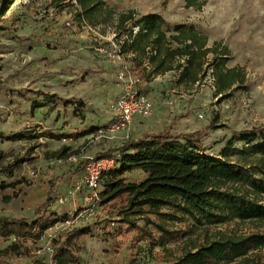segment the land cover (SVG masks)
Wrapping results in <instances>:
<instances>
[{
	"label": "rangeland",
	"instance_id": "obj_1",
	"mask_svg": "<svg viewBox=\"0 0 264 264\" xmlns=\"http://www.w3.org/2000/svg\"><path fill=\"white\" fill-rule=\"evenodd\" d=\"M56 1L0 0V216L25 217L29 210L45 202L53 182L51 209L69 215L73 229L92 230L81 242L84 251L79 264H121L123 259L117 261L114 256L115 238L110 234L125 218L126 204L120 201L90 208L84 203V193H75V178L81 164L89 158L108 152L117 154L127 141L161 132L172 122L157 121L152 116L136 120L130 134L100 133L111 113L92 112L95 107L89 103L97 100L94 95L97 85L90 82L92 86H84L76 80L90 81L92 76L87 71L95 72L97 66L118 75L117 66L100 52L112 48L113 25L109 22L94 27L79 23L75 1L64 4ZM103 1L119 14L134 12L136 18L157 14L165 20L163 29L168 35L176 26L183 25L207 36L210 47L220 44L222 50L229 51L226 68L243 70L245 81L224 96L216 95L212 66H204L200 82L188 88L177 84L178 72L165 78L169 88L179 91L173 92L174 100L184 96L181 109L189 108L186 118L180 120L173 132L203 131V154L216 159H222L221 153L232 140L234 152L229 163L235 168L251 166L257 172L256 177L264 181L263 161L253 156L249 145L241 140V134L264 128V0H200L205 2L201 10L188 9L183 0ZM121 31L125 33V29ZM41 36L45 38L40 40ZM209 58L212 60V56ZM87 106L90 108L83 111ZM21 134L27 137L10 140ZM127 179L137 182L138 175L129 174ZM61 198H68V202L61 205ZM131 220L145 225L144 219ZM174 226L173 230L186 233L184 239L170 243L165 250L152 249L151 242L142 241L133 246L125 262L176 264L186 248L193 242H205L207 235L249 236L264 229L262 223L239 221L196 229L187 219ZM61 230L49 232L42 243L21 239L19 252L8 255V261L25 264L34 258L48 260V247L54 248L51 239ZM133 237L126 245H133ZM13 241L14 238L0 237V251ZM26 249L30 255H26ZM248 259L251 264H264V249Z\"/></svg>",
	"mask_w": 264,
	"mask_h": 264
},
{
	"label": "trees",
	"instance_id": "obj_2",
	"mask_svg": "<svg viewBox=\"0 0 264 264\" xmlns=\"http://www.w3.org/2000/svg\"><path fill=\"white\" fill-rule=\"evenodd\" d=\"M71 1L79 8V23L94 27L109 22L113 25L114 40L120 43L124 53L133 55L132 71L142 82L175 71L179 73V85L195 86L204 75V66H212L217 96H224L245 81L243 70L226 68L229 51L222 50L220 44L208 47V37L194 29L179 25L168 35L163 29V17L147 14L136 18L134 12L119 14L103 0H58L56 3ZM183 1L188 9L201 10L205 5L200 0ZM122 29H125L123 34ZM135 29H139L137 34H134ZM44 38L41 36L40 40ZM139 58L147 61L149 69L142 68ZM180 119L181 116L175 117L161 132L127 141L117 154L108 152L96 157L114 156L119 162L114 171L104 176L100 193L102 206L121 201L127 207L125 218L110 234L115 238L112 242L115 254L120 253L132 235V248L147 241L151 242L152 249L165 250L170 243L186 237V233L173 230L174 225L186 219L192 221L196 229L236 221L264 225V181L256 177V170L251 166L235 168L229 163L234 152L232 140L221 153L222 159L204 155L201 138L205 133H174ZM26 137L21 134L10 140ZM241 140L264 165V128L241 134ZM87 162L81 164L83 168ZM134 171L142 172L143 179L130 182L126 175ZM53 191L52 182L45 202L29 210L23 218L0 216V237L14 238L8 248L0 251V264H14L7 257L19 252L21 239L36 244L46 231L69 219V215L51 209ZM131 218L144 219L145 225H137ZM91 233L89 227L59 233L51 241L54 248L48 260L34 258L25 264H79L84 251L81 242ZM214 238L207 235L205 242H193L176 264H235L237 261L251 264L248 257L264 249V229L249 236L218 233ZM25 251L30 255L29 249Z\"/></svg>",
	"mask_w": 264,
	"mask_h": 264
},
{
	"label": "built area",
	"instance_id": "obj_3",
	"mask_svg": "<svg viewBox=\"0 0 264 264\" xmlns=\"http://www.w3.org/2000/svg\"><path fill=\"white\" fill-rule=\"evenodd\" d=\"M69 25V24H68ZM139 29H135L137 34ZM115 39V35H113ZM112 43L110 50H100L101 53L111 61L119 69L117 78L123 84L122 95L110 104V108L115 115L114 120L109 123L105 130L108 135L119 133L130 134L135 120L149 119L154 115L155 105L152 100L141 91V79L132 71V63L130 59L132 54H126L122 51L120 43ZM119 165L117 157H99L89 158L84 165L82 176L75 182V193H84V203L90 208H96L100 203V193L103 190L102 180L106 174L114 171ZM74 196V193H70ZM68 202V198H61V205ZM74 222L71 218L63 223L58 224L54 228L49 229L40 238L42 243L47 238V234L56 229L61 231H70L73 229ZM62 233V232H61ZM53 239H51L52 241ZM49 256L53 252V248L48 247Z\"/></svg>",
	"mask_w": 264,
	"mask_h": 264
},
{
	"label": "crops",
	"instance_id": "obj_4",
	"mask_svg": "<svg viewBox=\"0 0 264 264\" xmlns=\"http://www.w3.org/2000/svg\"><path fill=\"white\" fill-rule=\"evenodd\" d=\"M112 34L114 35V32H112ZM209 45V43H208ZM210 47V45L208 46ZM142 62V68H148V64L147 61L144 59L142 60L141 58H139V62ZM100 69V70H99ZM175 71L166 73L165 75L162 76H157V77H153L151 79H149L148 81H143L140 89L142 92H144L154 103L155 105V112L153 115V118L156 119L157 121H163L165 123H171L173 121V119L175 117L181 116V121L184 120L186 118L188 109H181V106H183L185 104L184 102V96H180L175 97L177 100H174V97H172L173 92L178 93L179 91L177 90H172V88H169L168 84H166L165 78L169 75V74H173ZM87 73H89L90 76H92V78L90 79V81H86L85 80H76L77 82L79 81L81 85L84 86H88L91 85L92 83L93 85H97V90H95L94 95L97 98V100H101L103 102H105L106 104L101 105V101H97L95 100V103H89L90 105H94V109L92 110V112H101V111H106L109 110L111 113V118L110 120L107 122L108 124L111 123L114 118L115 115L112 112L111 108H110V104L115 101L118 97H120L122 94V87L123 84L118 80L116 73H112L110 71L107 70V68H103V66H97V70L94 71H87ZM71 79V77H70ZM92 82V83H90ZM68 83H73V81L68 82ZM178 84V83H177ZM179 85V84H178ZM182 85L185 86L184 83L180 84L179 86L181 87ZM188 88V87H186ZM188 92V89H186ZM111 97H114V100H111ZM100 103V104H99ZM179 104H181L179 106ZM177 105V106H176ZM187 107L189 106V102L186 104ZM39 108V107H38ZM90 107L87 106L86 108H83V111H86L87 109H89ZM35 111V105L32 106V116L33 117V112ZM185 117V118H184ZM140 120H145V119H137V122ZM180 120L177 122V124L180 122ZM171 121V122H170ZM136 122V120H135ZM108 124H106L105 126H107ZM176 124V125H177ZM170 125V124H169ZM177 127V126H176ZM176 127H174V129H176ZM112 155H114L112 153ZM133 173H137L138 175V179L137 181H140L143 179V174L140 171H134L132 173L129 174H133ZM83 174V167L80 171V173H78L77 177L75 178L76 180H78ZM127 174V175H129ZM126 175V177H127ZM132 245V244H131ZM131 245H126L120 253L115 254L114 256L117 258V261H119L120 257L123 259L121 264H129L128 262L126 263L125 261H127V254L132 253L133 249ZM168 248V246H167ZM166 248V249H167ZM155 250L157 249H162L160 247H155ZM153 252V251H152Z\"/></svg>",
	"mask_w": 264,
	"mask_h": 264
}]
</instances>
